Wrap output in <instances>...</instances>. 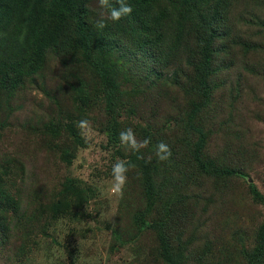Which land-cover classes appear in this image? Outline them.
<instances>
[{
	"label": "trees",
	"instance_id": "16d2710c",
	"mask_svg": "<svg viewBox=\"0 0 264 264\" xmlns=\"http://www.w3.org/2000/svg\"><path fill=\"white\" fill-rule=\"evenodd\" d=\"M256 1L264 14V0ZM125 2L132 7L131 15L113 22L99 0H0V98L13 97L27 84L44 89L39 78L51 62L58 74L55 91L74 96L67 101L82 113L75 117L59 109L54 120L28 128L45 141L47 154L57 155L50 160L61 163L60 168L48 167L55 175L45 167L40 179L25 175V166H18L15 158L8 161L10 168L0 165V246L9 245L4 250L22 254L37 239L55 242L50 233L60 222L74 224L79 214L90 218L87 208L98 189L65 173L77 150L88 147L77 122L90 121L104 135L111 153L123 147L119 135L130 117L147 125L146 138L152 139L153 150L143 156L133 151L126 158L128 168L135 169V175L128 171L127 178L136 176L143 206L135 210L120 203L109 251L133 245L147 231L157 247L144 255L141 264H264V195L254 184L249 192L250 211L255 213L249 211L247 219L229 212L222 221L210 220L202 203L215 199L211 193L206 198L203 186L211 178L220 202L232 194L231 186L242 175L232 165L244 160L228 139L218 155L208 146L230 113L223 112L217 97V89L227 86V80L216 82L214 77L232 68L235 60L225 59L231 46H241L244 53L257 50L235 36L237 19L244 21L250 15L261 21V27L264 21L248 12L237 19L232 16L237 0ZM110 4L119 6L117 0ZM101 18L104 28L97 27ZM177 62L182 67L175 66ZM236 91L228 95L231 100L245 96ZM137 98L140 105L132 107L130 101ZM9 109L0 106V131L10 117ZM88 109L95 116H84L90 115ZM179 125L188 139L171 142L164 132ZM226 135L234 136L235 146L246 150L231 127ZM160 142L171 150L166 161L154 153ZM124 217L129 219L122 227Z\"/></svg>",
	"mask_w": 264,
	"mask_h": 264
},
{
	"label": "rangeland",
	"instance_id": "374dc122",
	"mask_svg": "<svg viewBox=\"0 0 264 264\" xmlns=\"http://www.w3.org/2000/svg\"><path fill=\"white\" fill-rule=\"evenodd\" d=\"M237 1L236 10L232 15L236 16V19L248 12L254 13L264 21L263 11L257 6L258 1ZM246 16L244 21L237 19L238 32L235 36H240L241 43L256 45L257 50L244 53L241 46H231V50L228 51L230 56L225 59L229 60V57H232L235 60L232 68L227 73H219L214 77L216 82L227 80V86H220L217 89V97L223 112L230 113L226 115L228 118L224 119L226 124L220 123L224 131L223 138H220L221 128L218 126L216 134L213 138L211 137L210 141H207L208 146L211 147L214 154L218 155L224 147L223 143L227 141L226 139L236 145L234 136L227 138L226 132L229 127L233 132L239 134L238 139L243 141L246 146V150L237 148L235 145L232 148L234 152L239 149L242 158H244L242 162L232 165L238 173L242 174L236 177L238 178L237 182L231 186L232 194H227L220 202L221 194L214 183L215 181L211 178L203 182L204 190L207 193L206 198H209L210 193L215 197L210 203L202 201L203 208H207L206 217L214 221L224 220L222 216L229 212L247 219L252 199L249 192L250 184H254L264 195V27L259 26L261 22L259 19L254 20L250 15ZM229 43L230 41H227L226 45ZM175 66L180 68L182 63L177 62ZM170 67L173 68L174 65ZM56 73L55 64L50 62L44 67L42 76L39 78L42 83H45V90L42 87H36L38 84H27L13 97L0 98V106L5 111L10 107L9 112L11 113L10 117L6 118L5 128L0 131V165L7 164L10 168L11 164L8 161L15 158L17 160L15 163L18 166H25V175H37V179H40L44 167L52 175L55 173L48 167L51 169L60 168L59 164L61 165V163L57 161L54 163L50 160L57 158V155L55 157L47 154L45 141L39 140L40 137L28 129L32 126L39 127V123L42 121L54 120L53 116L59 113V109L67 110L75 117L82 114L74 105L70 104V101H67L74 96L66 91L62 92L60 89H58L60 93L55 91L58 75ZM129 87L126 90H129ZM236 89L244 91L245 96L243 95L242 99H236L237 105L234 108L236 100H231L228 95ZM130 103L132 107L140 105L138 98L137 101L132 100ZM214 108L217 110L215 106ZM91 110L88 109L89 114ZM167 110L174 113L169 108ZM84 116L92 118L95 114H84ZM221 116L222 112L220 121ZM129 120L122 131L131 128L136 134L137 141L146 139L147 125L141 124L140 121L136 123L130 117ZM157 126L160 128V124ZM82 134L88 147L77 150L72 165L67 167L65 173L86 180L98 189L96 197L87 208L91 217L86 219L82 217V214H79L77 217L79 220L74 221V224L72 220H64L62 225L60 222L55 232L50 233L55 238V242L48 239H37L28 246L29 250L22 254L14 255V253L11 254L4 250L9 245L0 246L2 250H0V264H141L144 255L150 250L154 251L157 247L154 235L144 231L140 234V239H137L136 243H132L133 245H126L115 252H110L108 249L109 245L113 243L112 229L115 226V215L120 203L135 210L143 206V193L136 176L127 179L122 198L111 193L112 165L118 160L126 162V158L130 154L141 156L147 154V150L152 149V139L150 138L147 147L141 148L134 154L133 150L126 146H123L121 150L116 149L114 152L108 153L104 135L96 131L92 125H90V131L83 130ZM164 135L171 138V142L174 143L177 140L186 142L188 139L181 125L170 127L164 132ZM154 153L156 155V150ZM231 158L226 161H230ZM237 160L236 157V160L232 161ZM129 172L135 175L134 168H130ZM97 173L103 177L97 176ZM254 213L255 209L250 211L251 215ZM128 219V217L121 218L122 227L128 224ZM106 225L110 228L107 229ZM249 230L253 233V229ZM247 232L249 234L248 230ZM132 246L135 247V252L131 248ZM144 249H146L145 252Z\"/></svg>",
	"mask_w": 264,
	"mask_h": 264
},
{
	"label": "clouds",
	"instance_id": "9594fccd",
	"mask_svg": "<svg viewBox=\"0 0 264 264\" xmlns=\"http://www.w3.org/2000/svg\"><path fill=\"white\" fill-rule=\"evenodd\" d=\"M118 7H113L110 4V0H99V4L102 8L109 10V15L107 19H110L113 22L121 20L125 16H129L132 13V7L125 2V0H117ZM97 27L104 28L106 27L105 20L101 18L97 22ZM77 127L83 130L90 131V122L88 120H80L77 122ZM120 143L127 148H130L134 152H138L141 148L147 147L150 143V138H146L143 141H137L136 134L133 132L131 128H127L124 131L120 132L119 135ZM156 156L159 161H166L171 156V150L163 142H160L156 145ZM129 168L127 164L118 160L116 163L112 165V178L113 183L111 185V193L118 197H123L124 187L127 183V173Z\"/></svg>",
	"mask_w": 264,
	"mask_h": 264
}]
</instances>
